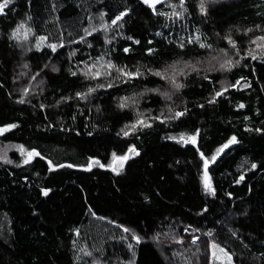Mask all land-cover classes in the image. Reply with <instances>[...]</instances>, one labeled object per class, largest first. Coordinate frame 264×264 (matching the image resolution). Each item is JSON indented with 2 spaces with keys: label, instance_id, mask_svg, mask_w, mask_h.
<instances>
[{
  "label": "trees",
  "instance_id": "16d2710c",
  "mask_svg": "<svg viewBox=\"0 0 264 264\" xmlns=\"http://www.w3.org/2000/svg\"><path fill=\"white\" fill-rule=\"evenodd\" d=\"M199 4H158L166 15L154 14L142 0H13L5 9L7 15L0 16V127H18L0 134V264H127L129 242L135 264H211L212 243L232 253L234 264H264V132L255 131L264 129V63L245 58L231 71H221L212 59L221 55L220 48H231L222 39L229 35L239 42L241 57L256 48L249 38L264 33H242L264 27V0H205L207 16ZM127 9L128 16L112 25ZM197 34L212 48L188 43ZM40 36L47 40L37 50ZM48 44H56L57 51ZM148 49L155 51L150 55ZM229 56L237 58L231 51ZM209 61L215 69L209 70ZM174 63L200 69H184L186 76L178 75L177 81L185 87L178 91L147 71L163 72ZM103 68L105 76L91 75ZM116 69H139L143 75L129 80ZM241 77L247 83L241 80L215 97ZM89 88L96 91L86 100L76 95ZM22 98L25 103H19ZM121 102L128 107L120 108ZM184 109V116L167 119ZM140 118L152 126L132 129ZM197 131L196 145L181 141ZM232 135L240 143L208 168L216 192L209 195L199 152L211 157ZM132 146L138 156L128 151ZM33 149L44 159L29 158ZM113 153L130 157L120 175L107 167L119 168ZM90 157L106 167L49 171L47 164L50 159L54 165L83 166ZM252 163L258 167L251 169ZM240 175L244 180L237 184ZM42 188L51 189L47 197ZM121 225L143 242L136 245ZM190 233L199 237L195 243ZM122 235L129 239L121 240Z\"/></svg>",
  "mask_w": 264,
  "mask_h": 264
},
{
  "label": "snow or ice",
  "instance_id": "6c2138e0",
  "mask_svg": "<svg viewBox=\"0 0 264 264\" xmlns=\"http://www.w3.org/2000/svg\"><path fill=\"white\" fill-rule=\"evenodd\" d=\"M12 2H13V0H0V16L7 15V13L5 12V9H9V5ZM210 2H215V0H210ZM142 3L147 5L152 10V12L154 14H156V15H166V13L159 12L157 10V7H156L157 4L163 3V0H142ZM180 3H181V6H183L184 3H185V0H180ZM199 10H200L202 15H204V16L208 15V11H207V7H206V4H205V0H200ZM130 11H131V9H127L125 11L119 12V14H117L115 16V18L111 20V24L112 25H117L118 21H123L124 18L126 16H128ZM172 15L176 16V17H180L182 14L179 13V12H173ZM118 26H122V24H120ZM23 27H24V25L21 24V25L18 26V28L16 30H14V32L12 34L13 38L15 37L16 32L19 31V28H23ZM102 27L105 30H107L109 25L105 23V24L102 25ZM93 30H95V29H93ZM257 30H259L261 33H264V27H261L260 25H256L254 28L246 29L242 33V35H247L248 33L255 34ZM85 31L88 33V35H91V32H88L87 29ZM239 31L240 30L237 29V32H239ZM25 39H27V36H25ZM83 39L84 38L81 37V40H83ZM129 39H132V38L129 37ZM222 39L227 40V42L231 46V48L230 49L220 48L219 51L221 52V55L218 56V57L214 56L212 58L216 63L219 64V70H221V71H231L233 68H235L238 65H240L241 59H245V58H250L253 61L259 59V60H261L262 63H264V34L255 35L254 39L251 38V37L249 38L250 44L251 45H255L256 48L255 49L248 48L247 49V57H241L240 48H239V42L236 41L231 35L226 36V37H224ZM45 40H47V37H45V36L38 37L37 45H36L37 50H40V48H39L40 42L41 41H45ZM193 41L198 43L199 47L201 49H210V48H212L211 44L200 42L201 41V36L199 34H197L195 37L190 38L188 43H192ZM134 42L136 44L140 43L139 40H135ZM149 43H152V42L149 41ZM47 46L52 50V52H56L57 51V45L56 44H48ZM184 46L185 45L183 43L180 45L181 48H183ZM59 47H64L63 43H61L59 45ZM89 47H91V45H89ZM27 51H31V48H28ZM123 51L125 53H127V52L130 51V49L129 48H124ZM147 51L151 55V54L154 53L155 50L154 49H148ZM229 51H231L233 53V56L237 57V58L234 59L232 56H229ZM197 63H200V62L198 61ZM209 63L212 66L211 69H209V70L215 69V64H212V61H209ZM25 67H27V65H25ZM45 67H47V65H45ZM107 67L112 68V67H114V65L109 64ZM188 68L192 69V71H194V72H199L200 71V69H198L195 65H193L191 63H185L183 65V68H181V66L179 64H175L174 63V64L170 65L167 69H165L163 72L162 71L152 72L151 69H147V71H149L154 76H159V77H161V79L168 81V83L171 85V87L178 91V90L184 88L185 85L183 83H180V82L177 81V76L178 75L179 76H186V72L184 71V69H188ZM52 71H59V69L55 68L53 66ZM116 71L118 73H120L121 77H127L129 80L138 78L141 75H143V73H141L139 71V69H136L135 71H127L126 69H116ZM38 74L39 73H37V75ZM71 75L76 76L77 73L75 71H73V72H71ZM84 75L87 76L88 73L85 72ZM95 75L98 76L99 74L97 73ZM109 75H111V73H109ZM34 78L35 77H33V79ZM118 78H120V77H118ZM203 78L204 79H208V76L205 75ZM241 80H245V82L247 83L246 78L241 77L240 79L236 80L234 83L223 87V90L216 91L215 94H214L215 97L223 96L224 93L228 91L229 87L236 88L240 84ZM123 82L127 83L128 81L124 80ZM112 86L113 85L111 83L107 85V87H112ZM98 87H105V85H98ZM95 91H96V88H89L88 92H81V93H77L76 95L78 97L86 100L88 95L91 94L92 92H95ZM163 96L166 99H171V95H170L169 92H164ZM127 99L128 98L125 97L124 101H127ZM25 102L26 101L23 98L19 100V103H25ZM214 102H215V99H212V100L208 101V103H214ZM199 106L203 107V105H199ZM41 107H43V105ZM119 107L120 108H126V107H128V104L126 102H121L119 104ZM239 107L243 108L244 105L241 104V105H239ZM186 112H187V109H184L183 111L173 112V113H171V115H169L167 117V119H170V120L178 119V118L184 116ZM152 119H160V118L159 117H153ZM161 122L163 123L164 121L161 120ZM151 126H152L151 123L145 121L143 118H140L131 127H132V129H136L137 127L150 128ZM16 127H18V125L14 124V123L6 124V125L0 127V134H3V133L8 132V131H11L12 129H14ZM247 130L248 131H253V129H247ZM255 131L256 132H264V129L257 128V129H255ZM89 134L91 135V133H89ZM129 134L130 133L128 131H124V135L125 136H127ZM198 135H199V132L197 131L196 133L192 134L190 137L182 136L181 137V141L184 144L191 143L192 145H196L197 144V136ZM239 143H240V141H239L238 137L236 135H232L230 138L227 139V141L223 145H221L219 148L216 149L215 154H213L211 157L206 156L203 152H199L200 159L203 162L204 189H205V192L207 194L212 195V196L216 195L215 189L212 186L211 178H210L209 173H208L209 164L210 163H215L217 158H218V156L220 154H222L225 149H228L230 146L236 145V144H239ZM128 151L133 153L134 155H137V156L139 155V152L137 151L135 146L130 147ZM28 157L29 158L41 157V159H44V157L41 156V153L39 151H36L35 149H33L30 152H28ZM113 157H114L115 160L119 161V168L113 167L112 165H107V167H109L112 172H115L117 175H120V169L123 168L124 163L127 160H129L130 157L127 154L116 156L115 153H113ZM5 162L6 163H11L10 160H6ZM29 162H30V159L25 161V163H29ZM47 164L49 166V171H56L57 169L64 168V167H68V168L82 167L84 171H91L93 165H98L101 168H105L106 167V165L102 164L99 159H95V158H91V157L89 158V162L86 165H83V166L75 165V164H71V163H69V164L60 163V164H55L54 165L52 160H50V159L47 160ZM257 167H258V165L256 163H252L251 164V169H256ZM243 180H244V175H240L239 178L236 180V183L239 184ZM41 192H42V194L45 197H47L49 195V193L51 192V189L50 188H42ZM227 195L231 196L232 194L231 193H227ZM89 211H91V209H89ZM203 211L206 212L207 208L205 207L203 209ZM92 214L95 215V213H92ZM120 227L122 228L123 233L130 234V239L135 241L136 245H139V244H141L143 242V238L140 235H137L136 233L132 232L131 229H129L127 227H124L122 225ZM190 228H191V225H189L187 228H185L184 231L185 232H189ZM195 231H197V229H192V232H195ZM77 235H79V231L78 230H77ZM208 235L211 236L212 233L209 232ZM232 235L233 236H237L238 234L236 232H233ZM120 239L121 240H128L129 237L122 235L120 237ZM153 239L157 240L158 237L154 236ZM190 239H191V243H195L196 240L199 239V237L191 235V233H190ZM178 242L179 243H183L182 240L178 241ZM73 243H75V242H73ZM245 247H247V246L245 245ZM211 248L213 249V252H212L213 257H215V255H216L215 250L219 248V250L223 253V255L225 257V259L227 261V264H234L233 254L230 253L228 250H226L224 248H221L220 245L217 244V243H212L211 244ZM127 249L130 252H132V259H130L127 262V264H135L134 244L131 243V242L127 243ZM86 255L91 257L92 253L91 252H87ZM261 257H264V253H261ZM92 264H101V262L99 260H93ZM206 264H207V262H206Z\"/></svg>",
  "mask_w": 264,
  "mask_h": 264
},
{
  "label": "rangeland",
  "instance_id": "374dc122",
  "mask_svg": "<svg viewBox=\"0 0 264 264\" xmlns=\"http://www.w3.org/2000/svg\"><path fill=\"white\" fill-rule=\"evenodd\" d=\"M166 1H169V0H163V2H166ZM104 70H105V68L96 70L95 73L96 74L98 73L99 74L98 76H96L95 74H91V75H93L95 77H103V75L105 74ZM211 251L213 252V249ZM215 253H216L215 257H213V255L211 254V264H227V261L223 255V253L219 250V248L215 250Z\"/></svg>",
  "mask_w": 264,
  "mask_h": 264
},
{
  "label": "water",
  "instance_id": "95a60500",
  "mask_svg": "<svg viewBox=\"0 0 264 264\" xmlns=\"http://www.w3.org/2000/svg\"><path fill=\"white\" fill-rule=\"evenodd\" d=\"M226 150H227V149H225L224 152L218 156L217 160H218L220 157H222V155L226 152ZM217 160H216V161H217ZM213 164H214V163H210L209 166H212Z\"/></svg>",
  "mask_w": 264,
  "mask_h": 264
}]
</instances>
